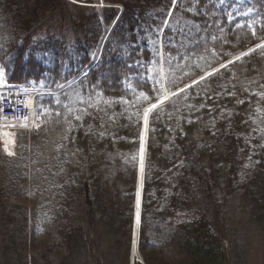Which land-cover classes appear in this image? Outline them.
Segmentation results:
<instances>
[{"label": "trees", "instance_id": "16d2710c", "mask_svg": "<svg viewBox=\"0 0 264 264\" xmlns=\"http://www.w3.org/2000/svg\"><path fill=\"white\" fill-rule=\"evenodd\" d=\"M229 4L231 21L197 14L208 0H182L171 17V0H0L8 83L57 92L36 96L43 125L18 131L12 156L0 141V264L131 263L144 107L264 40V0ZM184 21L211 25L198 34L204 59L188 51ZM254 49L150 112L133 264L239 263L234 195L264 234V50Z\"/></svg>", "mask_w": 264, "mask_h": 264}, {"label": "snow or ice", "instance_id": "6c2138e0", "mask_svg": "<svg viewBox=\"0 0 264 264\" xmlns=\"http://www.w3.org/2000/svg\"><path fill=\"white\" fill-rule=\"evenodd\" d=\"M182 0H171V5L172 7L167 11L166 16L171 17L173 16V11L181 4ZM195 3H198V0H193V4L195 5ZM208 3L212 4L214 3V7L211 9V12H209L207 9H201L197 14L199 15H204L206 17L211 18L212 16H215L217 13H220V15L226 17L228 20H232L234 19L233 13L228 11L229 7H233L236 5H232L229 4V0H208ZM237 7V14H239V9L238 6ZM221 8H223V11L221 12ZM183 11H194V7L193 8H183ZM252 8H248V11H252ZM247 13H245L246 15ZM183 19V18H181ZM168 20L165 19L162 24L164 26H168ZM177 24L181 23V20H177L176 21ZM211 27V25H207V27L202 28L200 25L195 24L191 21H184L183 26L179 28V32L181 35H183L185 37V39L188 40V42L193 45V47L191 49H189L188 51L191 53L196 54L200 59H204V56L201 55L200 52L197 51V49H202L203 52H207L208 49L206 47H204L201 43V41L203 40V37L199 36L198 34L202 31H207V28ZM157 34H159L160 32L163 31V27H159L156 29ZM220 31H223V29L221 28ZM255 33L253 32V35ZM212 39H217V37L213 36ZM171 42V41H169ZM180 46L184 47V43L183 41L180 42ZM257 48H260L262 50H264V43L258 44L256 46ZM157 51H159V49H157ZM255 49H249L248 52H244L241 54V56H246L251 54L252 52H254ZM262 54H264V52H262ZM188 55V52H186V56ZM185 57H181V59H184ZM241 57L238 56L236 57V60H240ZM230 63H234V61L229 60L227 63L221 64L220 68H227L228 64ZM129 67L131 68V65H129ZM177 67H180L179 65ZM219 69H213L212 72H208L205 73V75L200 76L198 80H193L192 84H186L185 88L179 89V91L183 92L185 91L186 88H191L193 85L199 84L201 81H205L207 80L209 77H211L213 74L218 73ZM185 75H187L185 73ZM171 95L175 96L177 95L176 92H172ZM230 95H234V93H230ZM0 99H2V97H0ZM164 99H168L167 96L164 97ZM163 101H160V103H162ZM238 103H244V101H238ZM157 107L156 104H152L151 107L147 108L144 113H143V117H144V121H145V127H147V120H148V115L149 113L155 109ZM0 111H3V109H0ZM77 120H80L81 117L77 116L76 117ZM68 131H71V127L68 129ZM67 138V137H65ZM5 151L8 152V155H13L14 153L10 152L7 150V148H5ZM141 152H143V146L141 147Z\"/></svg>", "mask_w": 264, "mask_h": 264}, {"label": "rangeland", "instance_id": "374dc122", "mask_svg": "<svg viewBox=\"0 0 264 264\" xmlns=\"http://www.w3.org/2000/svg\"><path fill=\"white\" fill-rule=\"evenodd\" d=\"M164 97H162L158 101L159 105L163 104L167 100L164 99ZM160 101L163 102L160 103ZM6 124L7 123L5 122L0 123V140L3 143L4 151L5 148H7L8 151L14 153L13 147L15 146V139H14V145L13 143L8 145L6 142V138L4 136V133L6 135L11 133L10 130L5 129ZM6 131H8L9 133ZM15 136H16L15 134L10 135L12 141L13 138H15ZM5 153L8 155L7 151H5ZM247 167L248 166H244L243 171L241 173V177L245 176L244 174ZM227 210H228L227 213L229 214L228 215L229 225L232 228V232L234 231L233 235L235 234V240L238 243V249H241L242 250L241 254H243V256L240 255L241 261H239V263L237 264H264V234L255 227V225L251 222L250 218L247 215L241 216V214L246 212L242 200L238 199V196L235 195L232 196L231 198L228 199ZM135 218H136V210H135ZM134 259L141 261L140 257H132L130 252V262H131L130 264H133Z\"/></svg>", "mask_w": 264, "mask_h": 264}, {"label": "built area", "instance_id": "2783aa9c", "mask_svg": "<svg viewBox=\"0 0 264 264\" xmlns=\"http://www.w3.org/2000/svg\"><path fill=\"white\" fill-rule=\"evenodd\" d=\"M40 91L22 90L3 85L0 87V123H7L5 129L14 134L19 129L37 128L40 125L35 116L34 97Z\"/></svg>", "mask_w": 264, "mask_h": 264}, {"label": "bare ground", "instance_id": "6f19581e", "mask_svg": "<svg viewBox=\"0 0 264 264\" xmlns=\"http://www.w3.org/2000/svg\"><path fill=\"white\" fill-rule=\"evenodd\" d=\"M152 104L159 105V102H154ZM145 107L144 111L151 107V105ZM150 114V113H149ZM149 116V115H148ZM6 138L7 144H11L12 140L9 135L4 133ZM146 137H147V127H145V121L143 117V126L141 131V140H140V158H139V171L137 177V184H136V200H135V210H136V218L133 226V235H132V245H131V255L132 257H139L138 255V233H139V213L141 208V197H142V178H143V164H144V156H145V148H146ZM143 146V152H141V147Z\"/></svg>", "mask_w": 264, "mask_h": 264}, {"label": "water", "instance_id": "95a60500", "mask_svg": "<svg viewBox=\"0 0 264 264\" xmlns=\"http://www.w3.org/2000/svg\"><path fill=\"white\" fill-rule=\"evenodd\" d=\"M138 255H139L140 259H141V256H140V253H139V251H138Z\"/></svg>", "mask_w": 264, "mask_h": 264}]
</instances>
